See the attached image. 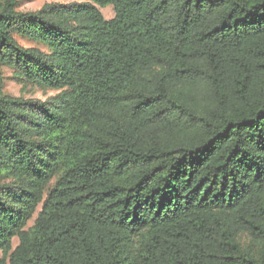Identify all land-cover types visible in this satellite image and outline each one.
I'll return each mask as SVG.
<instances>
[{
    "label": "trees",
    "instance_id": "trees-1",
    "mask_svg": "<svg viewBox=\"0 0 264 264\" xmlns=\"http://www.w3.org/2000/svg\"><path fill=\"white\" fill-rule=\"evenodd\" d=\"M0 67V264H264V0H0Z\"/></svg>",
    "mask_w": 264,
    "mask_h": 264
},
{
    "label": "rangeland",
    "instance_id": "rangeland-1",
    "mask_svg": "<svg viewBox=\"0 0 264 264\" xmlns=\"http://www.w3.org/2000/svg\"><path fill=\"white\" fill-rule=\"evenodd\" d=\"M18 2V11L20 12H35L46 4L59 3L70 4L75 2H81V0H16ZM106 20H110L114 17V9L112 6L101 8ZM19 42L25 47H36L43 49V46L28 40L20 39ZM0 74L5 78L4 92L16 96L24 97L26 99L42 100L45 101L56 94L52 91H44L34 85L23 84L20 82L12 70L0 67ZM1 257V254H0Z\"/></svg>",
    "mask_w": 264,
    "mask_h": 264
}]
</instances>
